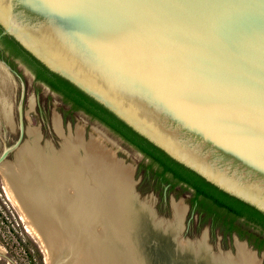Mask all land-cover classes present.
<instances>
[{
	"label": "water",
	"instance_id": "95a60500",
	"mask_svg": "<svg viewBox=\"0 0 264 264\" xmlns=\"http://www.w3.org/2000/svg\"><path fill=\"white\" fill-rule=\"evenodd\" d=\"M0 28L173 160L264 214V0H0ZM0 68L20 81L19 133L2 164L24 141L26 89L2 58ZM37 221L45 240L44 229L61 226Z\"/></svg>",
	"mask_w": 264,
	"mask_h": 264
},
{
	"label": "bare ground",
	"instance_id": "6f19581e",
	"mask_svg": "<svg viewBox=\"0 0 264 264\" xmlns=\"http://www.w3.org/2000/svg\"><path fill=\"white\" fill-rule=\"evenodd\" d=\"M5 75L0 68L2 86L7 84ZM2 86L0 91L3 90ZM0 99L1 122L2 118L8 117L10 105ZM52 125L56 132L62 133L57 113L52 117ZM82 132L78 128L72 135H63L60 146L56 148L49 141L41 143L38 129H26L28 138L19 147L16 161L0 164L5 188L25 219L27 228L40 236L50 264H60L61 259L70 254H73L74 261L67 264H83L80 260L86 247H91L93 251L94 264L95 261L105 264L108 262L106 259L110 261L111 258H108L113 251L111 245H118L116 243L119 240L122 245L115 249L121 250L124 262V229L120 230L124 224L129 223L136 229L137 235H140L141 222L150 216L151 223L160 230L175 232L181 225L185 206L178 201L173 204L170 227L159 222L153 217L149 203L136 205V197L132 191V166L123 163L121 158H114L112 150L106 149L98 139L84 142ZM49 218L59 219L61 226L47 227L48 231L43 228L46 237L48 235L45 240L40 235L36 222L39 223L38 219ZM100 222L103 225L94 230L93 226ZM73 229L89 233L86 247L79 246L78 252L68 237ZM177 242L176 247L182 251H188L194 256L203 254L206 261L202 264H258L259 260L244 241L236 242L235 255L227 252L212 253L205 236H201L199 241L179 238Z\"/></svg>",
	"mask_w": 264,
	"mask_h": 264
},
{
	"label": "rangeland",
	"instance_id": "374dc122",
	"mask_svg": "<svg viewBox=\"0 0 264 264\" xmlns=\"http://www.w3.org/2000/svg\"><path fill=\"white\" fill-rule=\"evenodd\" d=\"M15 66L25 83L24 111L26 115V129L30 127L38 129L41 134L40 141L42 144L49 141L58 148L63 135H72L80 128L83 131L82 137L84 142L88 139H98L99 143L104 145L106 149L112 150L114 158H121L123 163L132 166V191L134 193V190H136L140 196L139 199L136 198L135 200L137 206L139 204L143 206V203L146 202L149 203L153 212H157V216L156 214L155 216L157 219H160L159 222L169 227L173 219V204L178 201L185 206L181 225L175 232L162 231L157 229V226L155 228L151 223L142 221V233L137 235V231L133 226L129 225V223L124 224L120 229H124V262L121 250L115 249V247L117 248L122 245L119 240L116 243L118 245H115V243L111 245L113 251H111L108 257L111 258L110 261L106 259L108 262L105 264H122V262L123 264H202L205 262L206 258L203 259V254L194 256L190 252L182 251L176 247L178 243L177 236L180 232H183L184 237L191 238L193 241H199L201 236H205L206 244L212 253L222 251L231 255L236 254V242L238 241L236 240V236H238L236 233L224 234L219 225L212 228L209 219L201 220L197 218V215L193 217L187 226L186 221L191 210V190L176 185L172 189L167 190L166 196L162 198L163 189L161 186L155 184L152 176L149 179H145V181L143 180L144 168H142L141 163H148L149 160L136 148L82 110L71 109L70 104L64 102L61 95L51 91L43 83L35 80L28 70L29 67L24 63L17 60ZM2 72L6 74L7 84L5 86L0 85L3 88L0 91V94L2 93L0 98L9 103L8 105L10 106L8 117L2 118L0 122V152L4 147L13 144L17 139L19 133L17 101L20 94L19 79L15 75L10 76L4 69H2ZM55 113L60 116L62 133L56 132L53 128L52 117ZM25 138H28L27 133L24 135ZM19 147L13 150L3 163L9 164L15 162ZM95 167L99 168L98 165H95ZM111 216L109 215L110 220ZM101 224L103 225L102 222L99 225H94L93 229L95 230L96 228L98 230ZM88 234L84 231H75L73 229V232L68 235L70 242L74 244L75 250L80 248L79 246L86 247ZM239 239L246 240L240 237ZM247 246L250 249H254L248 241ZM82 253H84V256L81 257L80 262L94 264V260H92L94 254L91 247L84 248ZM255 254L259 259L258 264H264L263 251L255 252ZM72 256L73 254H70L65 257L66 260L62 264L74 261ZM117 258L119 259L118 261L115 260ZM112 260L116 263H113L114 261ZM0 264H50L46 259V251L42 247L40 236L33 234L27 228L25 219L9 198L5 188V179L1 172ZM95 264H100V262L95 261Z\"/></svg>",
	"mask_w": 264,
	"mask_h": 264
},
{
	"label": "trees",
	"instance_id": "16d2710c",
	"mask_svg": "<svg viewBox=\"0 0 264 264\" xmlns=\"http://www.w3.org/2000/svg\"><path fill=\"white\" fill-rule=\"evenodd\" d=\"M0 44L10 54L21 57L33 70L36 78L58 92L64 102L70 104L71 109L84 111L140 150L149 160L148 163H141L144 168V181L152 176L155 184L162 189L166 185L167 190L176 185L191 189V209L199 214L201 220L209 219L212 228L219 225L224 234L235 232L258 251H264V214L262 212L220 190L197 173L173 160L102 105L67 80L48 70L9 35H1Z\"/></svg>",
	"mask_w": 264,
	"mask_h": 264
},
{
	"label": "flooded vegetation",
	"instance_id": "af4514ba",
	"mask_svg": "<svg viewBox=\"0 0 264 264\" xmlns=\"http://www.w3.org/2000/svg\"><path fill=\"white\" fill-rule=\"evenodd\" d=\"M2 34H1V32H0V36H1ZM0 58H2V59H4L15 71H17L18 72V70H17V68H16V66H15V62L17 61V60H19L20 62H22V63H24L27 67H29L28 66V64L26 63V62H24V60L21 58V57H18V56H14L13 54H10V52L8 51V50H6V49H4L3 48V46L0 44ZM32 73H33V77H34V79L35 80H37V81H39V82H41V83H43L44 85H47L48 87H49V89L51 90V91H54V92H56L55 90H53L52 88H50V86L48 85V84H46L45 82H43V81H41V80H39V79H37L36 78V75H35V73L33 72V70L29 67L28 68ZM19 73V72H18ZM21 75V74H20ZM56 93H58V92H56ZM59 94V93H58ZM60 95V94H59ZM84 112V111H83ZM87 114V113H86ZM97 120V119H96ZM99 121V120H98ZM100 122V121H99ZM100 123H102V122H100ZM103 125H105L104 123H102ZM106 126V125H105ZM108 129H110L108 126H106ZM111 130V129H110ZM112 131V130H111ZM115 133V132H114ZM118 135V134H117ZM121 137V136H120ZM122 138V137H121ZM123 139V138H122ZM124 140V139H123ZM125 141V140H124ZM127 142V141H126ZM128 143V142H127ZM129 144V143H128ZM131 145V144H130ZM133 146V145H132ZM134 147V146H133ZM135 148V147H134ZM137 149V148H136ZM138 150V149H137ZM143 156H144V154L140 151V150H138ZM145 157V156H144ZM146 158V157H145ZM146 159H148V158H146ZM167 185L166 186H164V189H163V193H162V198L163 197H165L166 196V194H167ZM191 190V189H190ZM164 192H165V194H164ZM191 195H192V190H191ZM195 215H197V218H200V216H199V214L196 212H194L193 211V209H191L190 210V215H189V217H188V220L186 221V223H187V226L190 224V222H191V220L193 219V217L195 216ZM235 233V232H234ZM222 236H223V233H222Z\"/></svg>",
	"mask_w": 264,
	"mask_h": 264
}]
</instances>
